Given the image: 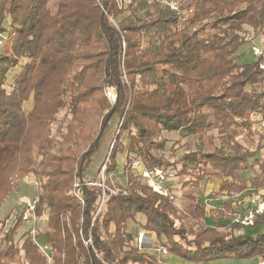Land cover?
<instances>
[{
    "label": "trees",
    "instance_id": "1",
    "mask_svg": "<svg viewBox=\"0 0 264 264\" xmlns=\"http://www.w3.org/2000/svg\"><path fill=\"white\" fill-rule=\"evenodd\" d=\"M47 2L0 0V34L8 39L0 48V206L22 178H35V214L46 216L47 228L38 230L37 240L55 253L52 264H163L156 252L132 242L127 221L187 262L263 256L264 232L243 228L264 223V215L252 226L229 220L208 226L202 200L189 191L212 178L218 193L243 192L241 174L254 169L262 178L252 186L264 183L257 155L263 137L254 124L264 112V51L238 62L242 35H264V0H57L53 14L45 11ZM104 88L115 91L114 102ZM61 111L72 125L64 132L62 121L53 137ZM89 111L97 113L98 131L81 137L82 115ZM210 118L216 132L210 141L217 140L211 153L186 151L171 162L160 153L167 140L152 150L163 132H210ZM113 119L101 164L105 179L94 186L87 173ZM237 131L256 142L254 150L236 140ZM175 153L172 148L169 157ZM134 161L186 177L184 207L140 182L130 168ZM11 213L0 215V264H47L27 231L16 239L19 215L4 229ZM187 221L193 225L186 227Z\"/></svg>",
    "mask_w": 264,
    "mask_h": 264
},
{
    "label": "rangeland",
    "instance_id": "2",
    "mask_svg": "<svg viewBox=\"0 0 264 264\" xmlns=\"http://www.w3.org/2000/svg\"><path fill=\"white\" fill-rule=\"evenodd\" d=\"M56 3L57 0H48L45 11L47 13H51L53 14L55 12V8H56ZM145 8H141L138 11V15L142 16L145 12ZM6 27H8L7 24H5ZM8 39L6 34H0V48H2L6 43H7ZM252 46H256L258 50H260V53L262 51H264V35L261 36H257L255 38H252V41L250 43H243L241 45V47L238 50V62L239 63H248V62H252L256 56H254L251 52V47ZM18 68H15L13 70H11L10 72L7 73V83L6 86L8 87L9 83L11 82V77L13 72H15ZM104 95L106 96V98L110 101V102H114L115 100V91L111 88H104ZM25 109H30L31 107V102H28L24 105ZM82 119L84 120L83 123V128L80 132L81 137L82 136H88V135H94V133H96L98 131V127H99V118L97 116V113L89 111L87 112V114L84 116L82 115ZM264 119V112L259 115L254 117V124H255V130L262 135L263 140H262V149L261 151H259L257 153V155L259 156V158L264 161V128L261 127V121ZM62 126H63V131L67 132V125L71 123L72 125V121L70 116L65 115V111H61L58 115H57V122L56 124L52 127L51 129V133L53 137H57L56 135V128L57 126L62 122ZM264 122V120H263ZM116 123L117 120L113 119L111 124H110V128L108 131H106L100 141V147H99V151L95 154L94 156V161L92 163V165L89 168V171L87 173V179L90 181H93L91 184L96 186L98 185L96 182L99 180H103L105 179V175L103 173V170L101 168V164L102 161L104 160L106 153L110 150L111 147V141L113 138V134H114V130L116 127ZM209 123L211 125L212 130L206 134H201V135H186L185 132H163L161 134V136L159 138H157L156 140L153 141L152 143V150H154L156 148V145L158 143H161L163 140H167V143L164 147L163 150L160 151V153H162L164 155L165 158H167V160L169 161H174L177 158H179L184 152L186 151H191V150H199V151H203V152H209L211 153L213 150V145L217 144V140L215 139L213 142H211V138L210 136H213L215 138V130L213 129L215 121L213 118H210ZM236 140L238 142H240L243 146L249 148L250 150H254L255 149V143H252L250 141H248L246 135L242 132V131H237L236 133ZM174 148L176 149V153L174 157H169L171 154V149ZM84 146L81 150H84ZM118 170L117 173L120 174L122 172V160L118 161ZM163 170V169H162ZM140 171L141 169H139L137 172H135V174H137L138 179L140 180V182H142L143 180L140 177ZM241 177L244 178L247 182L246 186L247 188L249 186H252V182L254 178H262V174L258 171V169H254V170H250L246 173L241 174ZM186 179V177L183 178H171L170 180H166V184L169 186V192L171 193L173 199V205L178 208V209H182L185 205V200L182 198V196L184 194L187 193V191L181 189V182H183V180ZM36 181L35 178H33V176H25L24 178H22L19 183H17V185L13 188V190L8 194L6 200L1 204L0 206V215L1 217H5L6 215H8L11 211V216L9 218V220L6 222L5 225V230H7L9 228V226L12 224L13 220L15 219V216L18 215V211H19V205H18V198L20 196H25L28 197L30 199L34 198L37 195V189H34L32 187V185H30L29 183ZM37 182V181H36ZM143 183V182H142ZM218 187H219V181L216 179H205L203 180L199 187L197 189L193 188L191 189L189 192L191 195H193L194 197H197L199 199L202 200V203L204 204V202L206 200H209L207 203L210 204L209 206L211 208H205V212H206V219H205V223L208 226H212L215 222L219 223V222H226V221H230L232 222V216L234 213H241L243 210V205L246 203L247 199H248V195L249 192H247V194L245 193V190L243 192H239V193H235V192H230L234 193L235 195L239 196V197H235L232 196L230 201H225L222 198L225 195H229V192H223V193H218ZM246 188V190H247ZM75 193V192H74ZM210 193H214V197L209 196ZM241 193H243L242 195H240ZM223 203H228V204H223ZM228 208H227V206ZM45 219L46 216H43L40 219H37V230H39V232H43L46 231V225H45ZM260 220V219H259ZM258 220V221H259ZM139 222H144V219L142 217H140L138 219ZM131 221H127L126 222V231L129 234L130 239L132 240L133 243H135V235L137 232L139 231H143L145 233L144 230H142V228L138 225V224H134L135 229H131ZM190 224V226L193 225V223L191 221H187L185 223L186 227H188ZM233 224H237V223H233ZM30 226L29 224L26 223H21L20 228L17 231V235H16V239H18L25 231L28 232ZM243 231L250 234L253 232H264V223L259 224L258 226L252 227V228H243ZM234 234H238L241 233V231H234ZM29 235V234H28ZM2 235H0L1 238ZM146 236H153V233H145V242L146 244L149 246L151 245L150 243H152L153 245H157L155 247H158V244L156 242L155 239H153V241L151 242H147L146 240ZM89 242V241H88ZM1 243V242H0ZM90 244V243H89ZM4 243L0 244V246H3ZM162 248V247H160ZM145 250V248H144ZM150 251H155V250H150ZM39 252V250H38ZM39 254L42 256V254L39 252ZM158 254V253H157ZM169 253L168 251H166V253H159L158 255L162 257L167 256ZM55 255V253L52 251V259L53 256ZM57 257H61V255H57ZM174 257V256H173ZM160 258V257H159ZM175 258V259H174ZM173 259L176 260L177 258L174 257ZM52 261L50 263L47 264H52ZM184 261V260H183ZM245 259H236V258H227V259H220V260H215V261H210V262H200V263H194V264H211V263H220V262H224L225 264H246ZM47 262V261H46ZM187 262V261H185ZM192 263V262H189ZM16 264H23L22 260H20L19 262H17Z\"/></svg>",
    "mask_w": 264,
    "mask_h": 264
},
{
    "label": "built area",
    "instance_id": "3",
    "mask_svg": "<svg viewBox=\"0 0 264 264\" xmlns=\"http://www.w3.org/2000/svg\"><path fill=\"white\" fill-rule=\"evenodd\" d=\"M123 2L126 0H122ZM166 5H168L171 9L177 10V5H175L173 2H165ZM242 40L244 43H250L252 41V37L247 34L242 35ZM1 44V42H0ZM251 52L254 56L260 55V50L257 49L256 46L251 47ZM261 69H264V63L260 65ZM264 120V119H263ZM261 121V127L264 128V122ZM131 170L134 172H137L139 169L140 171V177L145 183V185L152 190L155 194L168 198L170 201H173V197L171 193L169 192L168 188L166 187V180H170L173 178L172 174H166L164 170L161 168H152L148 169L146 168L141 162L134 161L131 163L130 166ZM137 175V174H135ZM32 185L34 189H37L38 183L36 181H33L29 183ZM75 187V196L78 198L81 204H84V201L81 197L80 189L77 185ZM101 196L102 201L106 197L105 189L101 186ZM248 195V199L246 203L243 205V210L241 213H234L232 216V223H237L242 226H252L255 225L258 220L264 215V183L261 187H254L249 186L247 190H245V193ZM116 193V190H109V195H114ZM241 193L240 195H242ZM232 196H235L236 198L239 197L235 195L234 193L229 192V195H225L222 199L225 201H230ZM18 215L20 216V220L22 223L29 224L30 228L28 230V234L30 238L32 239L33 243L38 248L39 252L42 254V256L45 258L47 263H50L52 260V250L49 245L41 244L37 240L38 230H37V217L35 214V207L38 202V197L35 196L34 198L30 199L25 196H20L18 199ZM209 200H206L204 202L205 208H211L207 202ZM135 242L139 249H147V250H155L158 254L160 253H166V250L163 248H153L151 245H147L145 242V233L143 231H139L135 235ZM256 264H264V255L257 258Z\"/></svg>",
    "mask_w": 264,
    "mask_h": 264
},
{
    "label": "crops",
    "instance_id": "4",
    "mask_svg": "<svg viewBox=\"0 0 264 264\" xmlns=\"http://www.w3.org/2000/svg\"><path fill=\"white\" fill-rule=\"evenodd\" d=\"M130 226H131V229H135V226L136 225H134V224H130ZM146 233V232H145ZM153 239H155V237H153V236H146V240H147V242H151V241H153ZM156 240V239H155ZM151 244V246L153 247V248H160L159 246L158 247H155V246H157V245H153L152 243H150ZM151 250V249H150ZM152 252H156V251H152ZM157 253V252H156ZM159 256V255H158ZM160 257V261L163 263V264H194V263H189V262H185V261H183V260H180V259H176V260H174L175 258L173 257V255H171L170 253L167 255V256H165V257H162L161 258V256H159ZM174 258V259H173ZM256 261H257V259H254V260H251V261H246V264H256ZM211 264H225L224 262H220V263H211Z\"/></svg>",
    "mask_w": 264,
    "mask_h": 264
}]
</instances>
